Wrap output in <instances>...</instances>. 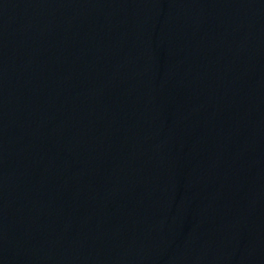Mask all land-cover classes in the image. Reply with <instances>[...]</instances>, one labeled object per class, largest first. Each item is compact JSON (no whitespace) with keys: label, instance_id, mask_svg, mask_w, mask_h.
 <instances>
[{"label":"water","instance_id":"95a60500","mask_svg":"<svg viewBox=\"0 0 264 264\" xmlns=\"http://www.w3.org/2000/svg\"><path fill=\"white\" fill-rule=\"evenodd\" d=\"M0 264H264V0H0Z\"/></svg>","mask_w":264,"mask_h":264}]
</instances>
